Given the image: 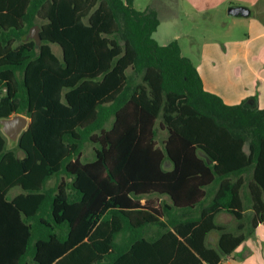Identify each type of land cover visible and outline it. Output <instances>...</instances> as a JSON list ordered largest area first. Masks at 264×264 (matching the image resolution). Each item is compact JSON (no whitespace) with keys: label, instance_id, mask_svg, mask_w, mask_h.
<instances>
[{"label":"trees","instance_id":"1","mask_svg":"<svg viewBox=\"0 0 264 264\" xmlns=\"http://www.w3.org/2000/svg\"><path fill=\"white\" fill-rule=\"evenodd\" d=\"M158 25L132 0H0V119L29 118L15 148L0 129V264H218L264 221V107L206 90Z\"/></svg>","mask_w":264,"mask_h":264},{"label":"rangeland","instance_id":"2","mask_svg":"<svg viewBox=\"0 0 264 264\" xmlns=\"http://www.w3.org/2000/svg\"><path fill=\"white\" fill-rule=\"evenodd\" d=\"M125 1V0H124ZM253 3H264V0H132V5L138 10H144L148 7H153L158 15L159 25L153 33L154 39L159 44H167L172 40H176L181 48L182 55L190 58L195 65L203 63L206 57H211L210 60L214 63V69L211 72L212 82L214 81L224 84L226 83V76L228 79V85H230L236 92L240 91L245 82L251 81L257 75L254 80L255 87L253 90L254 95L259 96L258 85H263L264 75L261 71L256 74L258 67L252 66L253 76L250 70L240 72L242 74L238 76V69L243 70V66L238 64V58H241L242 47L249 38L252 39V44L261 45L259 53L254 56L249 55V59L252 62H259L264 60V36H257V30L264 29V14L260 12L261 22L259 26H252L250 17L233 16L228 14V8L232 5L244 4L249 6ZM253 8V7H250ZM254 9L253 12H255ZM38 27V24H36ZM252 26V28H251ZM53 52L61 56L60 47L51 43ZM252 49V48H251ZM261 52V53H260ZM225 55V59H224ZM243 55V54H242ZM234 64L222 63L230 60ZM209 65L204 66V77H207L209 73ZM260 70V69H259ZM235 71V76L233 72ZM128 72H131L128 70ZM258 82V83H257ZM239 87V88H237ZM257 96V97H258ZM250 101V99H247ZM257 101V98H256ZM259 107H264V103L259 100ZM1 129V124H0ZM2 131V130H1ZM166 137L165 130H158L156 140L158 145H161V141ZM7 147L15 148L16 141L10 140L7 137ZM20 153L19 151L17 152ZM94 159V150L92 143H85L82 150V160ZM56 178H52L49 182L50 186H53L56 182ZM16 188L9 191L8 196L11 197ZM246 188L242 190L245 200L247 201ZM246 206V223L247 217L250 215L249 203ZM217 223H222L229 230H235L237 221L227 212L217 213L215 216ZM217 232L213 231L209 233V242L214 245V236Z\"/></svg>","mask_w":264,"mask_h":264},{"label":"crops","instance_id":"3","mask_svg":"<svg viewBox=\"0 0 264 264\" xmlns=\"http://www.w3.org/2000/svg\"><path fill=\"white\" fill-rule=\"evenodd\" d=\"M237 5H243L249 8L250 10V14L249 16L246 17H250L253 16L251 20L252 26H259V24H261V22L258 20V18H260V12H262V14H264V3H253L249 4V6L244 5V4H237ZM237 5H232V6H237ZM253 7V8H250ZM255 10V12H253ZM253 10V11H252ZM244 17V16H242ZM258 17V18H256ZM251 26V28H252ZM258 35L257 36H264V29H260L257 30ZM254 39H256L257 37H254ZM253 38H249L244 44V46L242 47V53H241V58H238V64H241L243 66V70H241V68L238 69V76L240 77L242 74H240V72L244 71V73L246 72L245 69L250 70L252 77L255 76V78L251 79V81L245 82L243 84V86L241 87L240 91L236 92L235 90H233V88L228 85V79L227 76L226 78V83L224 84H220L216 81H214V83L212 82V76H211V72L214 69V63L211 62L210 58L211 57H206V59L203 61V63L196 65L199 74L202 78V82H203V86L206 90L211 91L213 93H216L217 95H219L224 102L228 103V104H237L240 103L241 101L245 100V99H250L251 97L255 96L254 98H257V106L259 107V100L262 101V103H264V84L263 85H258L259 88V96L258 95H254L253 94V90L255 86V82L254 80L257 78V75H254V72L251 70L252 66L254 68L258 67L256 74L260 73V71L264 74V60L262 62V60H260L259 62H254L252 64V62L249 59V55H252V52L254 53V56H256L259 53V49L260 47H262L261 45L258 44H252V39ZM252 48V49H251ZM261 53V52H260ZM243 54V55H242ZM264 57V56H263ZM224 59H225V55H224ZM222 63H227L229 65L234 64V62L230 60L226 61V62H222ZM205 65H209V73L207 75V77H204V66ZM260 69V70H259ZM233 75L235 76V71L233 72ZM263 77V82H264V75H262ZM258 83V82H257ZM239 88V87H237ZM257 89V88H256ZM258 90V89H257ZM258 96V97H257ZM251 102V99L250 101ZM261 108V107H260ZM20 153L18 154V156H22V152L19 151ZM16 188L15 192L12 193V196L17 195L18 193H20L22 190L19 187H13ZM12 188V189H13ZM210 189V191H212L215 186H211L208 187ZM11 189V190H12ZM10 197V198H11ZM149 197L150 199H153V203L155 205H159L162 203V200L164 199L165 196H157L155 194H152L150 196H146ZM145 199H142L141 202H144ZM247 206V205H246ZM155 228L151 227L148 228L147 231L148 233H152L153 230ZM210 236V235H209ZM209 236H208V241H209ZM216 239H217V234L214 236V242H212L213 244L216 243ZM211 242V241H209ZM218 264H264V221L262 223H259L253 233L251 235H249L248 237H246V239L243 240V242L229 255H227L222 261H220Z\"/></svg>","mask_w":264,"mask_h":264},{"label":"water","instance_id":"4","mask_svg":"<svg viewBox=\"0 0 264 264\" xmlns=\"http://www.w3.org/2000/svg\"><path fill=\"white\" fill-rule=\"evenodd\" d=\"M228 14L233 16H249L250 10L243 5L230 6L228 8ZM26 39H33L38 45L40 43L39 28L33 25L26 36ZM1 130L6 137L15 141L18 135L27 128L29 124V118L22 114H14L10 117L0 119Z\"/></svg>","mask_w":264,"mask_h":264}]
</instances>
